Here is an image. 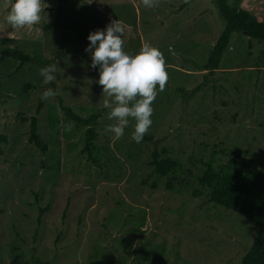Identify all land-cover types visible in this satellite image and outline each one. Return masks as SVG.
Listing matches in <instances>:
<instances>
[{"label": "rangeland", "instance_id": "374dc122", "mask_svg": "<svg viewBox=\"0 0 264 264\" xmlns=\"http://www.w3.org/2000/svg\"><path fill=\"white\" fill-rule=\"evenodd\" d=\"M243 1L264 20V0L230 4ZM12 3L0 0V132L9 140L0 156V264H241L257 228L210 203L197 179L205 164L221 168L237 154L249 166L264 163V43L234 34L210 73L204 66L226 27L212 0H156L152 8L142 0H83L66 7V21L86 39H74L76 52L63 54L56 63L62 70L45 85V66L21 64L11 51L54 58L60 34L43 25L57 2L44 0L46 15L23 28L5 20ZM112 21L122 23L126 53L148 45L165 60L168 79L163 91L157 86L152 125L140 143L131 138L132 118L121 138L106 131L116 121L108 119L109 98L85 52L87 34ZM46 88L57 95L41 100ZM178 89L196 92L184 98ZM60 99L81 117L100 113L98 165L82 154L86 130L65 120ZM40 102L46 154L29 144L22 120L36 116ZM163 150L182 173L153 172L152 154Z\"/></svg>", "mask_w": 264, "mask_h": 264}, {"label": "trees", "instance_id": "16d2710c", "mask_svg": "<svg viewBox=\"0 0 264 264\" xmlns=\"http://www.w3.org/2000/svg\"><path fill=\"white\" fill-rule=\"evenodd\" d=\"M57 2L54 10V18L49 24L43 25L45 32L56 31L60 34V43L53 59H45L39 55H25L21 51L12 50L11 55L21 64L37 61L44 66L57 63L65 52H76L75 38L86 39L84 31L72 26L66 21V7L71 3H83V0H53ZM218 8V11L225 21L226 27L217 40L204 70L214 73L220 67L222 58L227 50L232 36L236 33L244 37L264 43V20L254 16L248 9L247 3L241 5H231L230 0H212ZM88 36V34H87ZM178 92L184 98H192L195 90L188 92L184 89H178ZM59 108L65 116L67 122L74 123L77 127L85 129V140L82 154L95 165H98L95 142L98 138V119L99 112H92L87 117H81L69 106L64 105L60 99ZM43 109V103L40 102L36 116L31 118L24 117L23 122L29 123L28 142L34 145L42 154L49 151V146L43 141L39 134L38 115ZM59 125L54 122L52 132ZM150 141L151 139H145ZM9 143L8 137L0 132V156L4 155V146ZM168 153L166 150L161 152L154 151L152 154L151 167L153 172L161 178L175 177L183 172V166L180 162L171 158H163ZM205 170L197 180L198 184L209 190V202L216 207L233 211L242 216L249 224L256 227L258 232L253 240L247 254L243 257L241 264H264V163L259 167H252L242 161L239 154L231 158L221 168H215L214 161L204 165ZM172 181L166 185L167 190H172ZM195 197L200 196L194 192ZM48 211L40 209L38 223Z\"/></svg>", "mask_w": 264, "mask_h": 264}, {"label": "clouds", "instance_id": "9594fccd", "mask_svg": "<svg viewBox=\"0 0 264 264\" xmlns=\"http://www.w3.org/2000/svg\"><path fill=\"white\" fill-rule=\"evenodd\" d=\"M146 8H152L156 0H142ZM44 0H13L5 20L13 28H23L38 24L46 15ZM124 28L120 21L110 22L104 29L92 31L87 36L85 52L90 54V67L97 70L102 86L104 108L109 109L108 119L115 124L106 127L116 139L124 135L129 118L135 120L131 138L140 143L152 125V102L157 95V86L164 90L168 76L162 53L148 45L138 54L129 55L123 50ZM62 70L56 63L39 70L43 83L48 85L56 80V73ZM57 95L52 88H46L40 94L41 100Z\"/></svg>", "mask_w": 264, "mask_h": 264}]
</instances>
